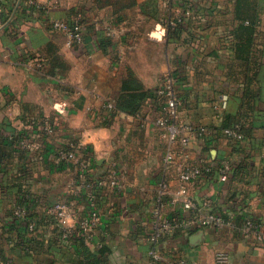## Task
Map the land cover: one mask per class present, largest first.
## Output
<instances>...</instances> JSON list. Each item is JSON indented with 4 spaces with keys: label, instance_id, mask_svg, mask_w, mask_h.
Here are the masks:
<instances>
[{
    "label": "crops",
    "instance_id": "crops-1",
    "mask_svg": "<svg viewBox=\"0 0 264 264\" xmlns=\"http://www.w3.org/2000/svg\"><path fill=\"white\" fill-rule=\"evenodd\" d=\"M36 1L44 11L0 0V130L17 136L0 163V261L86 264L93 255L98 264H154L155 247L159 264H216L219 251L228 264H264V239L242 230L249 216L264 232V0H198L173 38L156 30L164 7L177 8L175 0H135L122 15L114 14L115 0ZM79 11L86 19L84 43L70 46L51 24ZM95 22L98 29L112 25L116 48L98 46ZM128 66L147 89H157L168 72L178 80L181 122L207 129L192 136L184 154L162 136L155 123L160 103L152 97L136 115L114 111ZM235 124L240 140L223 134ZM72 144H82L77 154L87 168L59 157ZM170 151L176 157L167 163ZM185 154L212 168L191 185V198L203 213L216 212L228 223L178 228L154 246L156 208L163 204L161 216L169 220L188 215L182 201H172ZM224 162L231 167L227 181L217 176ZM113 168L120 170V189L110 183ZM21 188L43 230L44 248L32 254L16 243L26 231L14 214ZM60 200L83 216L100 211L93 239L59 236L49 246L55 240L51 207Z\"/></svg>",
    "mask_w": 264,
    "mask_h": 264
},
{
    "label": "built area",
    "instance_id": "built-area-1",
    "mask_svg": "<svg viewBox=\"0 0 264 264\" xmlns=\"http://www.w3.org/2000/svg\"><path fill=\"white\" fill-rule=\"evenodd\" d=\"M192 1V0H191ZM170 2V0H169ZM35 6H41L36 0H31ZM166 4H168L166 2ZM192 3H188L186 9L179 8V14H174V17L179 19H184V12L186 11L185 17L190 16ZM167 6V5H166ZM172 9V8H171ZM178 9V8H177ZM169 14V17H164L161 25L157 28L158 35L166 36L168 35L169 26H175V18ZM166 16V15H165ZM186 20V19H184ZM97 24V22H95ZM52 29L56 31H61L67 36V42L70 46L81 45L84 43L85 30H84V16L78 14L71 19H55L52 24ZM107 33L113 35L112 25L107 24ZM178 82L172 72H168L160 86L157 88V98L162 106L161 114L156 118L155 123L158 128L162 131V136L165 137L168 142L173 145L178 143L182 148L181 154L189 146L192 136L198 132L200 134L206 133V127H194L190 124L182 123L180 120V107L181 99L179 97ZM109 108H113V104L108 103ZM48 132H52L51 128H48ZM223 134L227 138H233L240 140L243 138V134L238 130L237 126L225 128ZM29 146V144H24ZM82 148V144H72L68 150H59V157L64 161H74L84 168L89 166V162L82 158L79 161L78 151ZM184 156V155H183ZM176 157V153L170 151L167 154L166 162L170 163ZM186 162L182 165V170L179 174V190L177 197H173L172 201H182L185 210L188 211V215L180 216L177 220H169L162 218L161 207L163 204L156 208L154 211L155 224L153 227V232L150 235V240L154 244L178 228H192V227H206V226H216L223 227L228 222L221 214L216 212L203 213L200 206L194 202L191 198V185L204 179L209 172L212 170L211 167L206 165H200L189 160V156L185 154ZM231 167L229 164L224 162L222 167L219 169L217 176L223 181H227L230 178ZM120 170L113 168L111 172V184L117 188H121L122 184L120 181ZM161 189L163 193H168L169 186L163 181L161 184ZM28 213V208L26 205L18 204L14 212L16 220L22 221ZM51 214L54 216L55 224L59 225L62 229L61 238L64 240H69L75 236L84 237L86 239H93L95 235V230L98 225L102 222V216L100 211L92 210L88 215H81L78 209H75L70 202L65 200H60L56 202L51 207ZM53 223V226L55 225ZM29 231L32 235H36L38 232V224L35 220L29 221L28 224ZM243 232L248 235L254 236L255 239L262 241L264 239V232L259 223L255 222L253 219L248 218L242 228ZM150 256L154 264H159V256L157 255L155 247L150 250ZM6 264H12V262H7ZM176 264H187L184 259H178ZM216 264H228V255L225 251H219L216 256Z\"/></svg>",
    "mask_w": 264,
    "mask_h": 264
},
{
    "label": "trees",
    "instance_id": "trees-1",
    "mask_svg": "<svg viewBox=\"0 0 264 264\" xmlns=\"http://www.w3.org/2000/svg\"><path fill=\"white\" fill-rule=\"evenodd\" d=\"M30 1L31 0H22L20 7L24 8V9L33 7L34 5L32 3H30ZM127 1H129V2L126 3L125 0H115L114 3L111 4V7L114 10V14L122 15L125 10L132 8L136 5L135 0H127ZM175 1L178 2V6H176V7L177 8H183V9H186L188 3H192V5L190 7V10L192 11L194 8L195 2H197L198 0H192V1L191 0H175ZM25 5H28V7H25ZM174 6H175V4L172 5V8H174ZM38 8L41 11H44L42 6H40ZM78 14H81L82 16H84V24H85V22H86L85 14L82 11H79V12H77V14L75 16H77ZM185 14H186V11L184 12V17H183L186 20L176 18V17H174V13H171V16H173L175 18L176 25L175 26H169L168 37L173 38L176 35H178L180 33V31H183L185 29V26L188 23L187 19L189 17V16L185 17ZM165 15L163 16V18L169 17V14H165ZM112 24H114V23H112ZM94 25L96 27L95 28L96 36H97L96 37V43L98 44V46L104 50L116 48L118 45V40L115 39L113 35H111V34L109 35L107 33L108 29L106 28V26H104L105 28L98 29L96 24H94ZM42 61H43V58H42ZM60 67H61L62 71H64V72L67 71V66H65L64 64H61ZM49 72H50V74L55 75V73L53 71H49ZM64 72L61 73V77H63ZM177 82H178V80H177ZM156 92H157V89H155V90L147 89L144 86L143 82L137 77V75L135 74L133 69L128 66L126 75L122 79V82H121L119 94H118L116 101H115L114 111L125 112V113H129L132 115H136L143 108V105L146 103L148 98L152 97L153 99H155V101L159 102L157 95H156ZM181 104H182V102H181ZM159 108L162 109V106L160 105ZM235 125H237L238 130L240 131V125L239 124H235ZM229 127H233V126H229ZM229 127H226V128H229ZM16 137L15 136L6 137L2 133V131L0 130V163L5 162V160L11 156V152H12L11 146L13 145L12 143H14L16 141ZM28 196H29V194H28V191L26 189L24 190L23 188H21L18 191V200H17L18 204L26 205V207L28 208V213H27V216L22 221L17 220L18 225L16 224V226H18V227L24 226V227H26V231L18 234V240L19 241H17L16 243L18 245H22L23 249H25L28 253H31L33 250L40 252L41 250H43L44 245H45L44 242L40 239L43 236V230H38L36 235L28 234L29 232L27 231L29 221L33 220V214L31 213L32 208H33V204H32V201L28 198ZM45 215L43 218L45 220H48L47 215L46 216ZM248 217H247V219H248ZM254 221L257 222L256 220H254ZM53 223L55 224V220L53 221ZM38 229H40V228L38 227ZM52 232L54 235L53 237H55V240L53 241L52 240L53 238H51L49 240L48 244H49V246H54V245L56 246V244L59 243L58 237L61 236L62 229L59 225L55 224ZM99 261L100 260L96 259L95 256L88 255L87 256V262H85V263L86 264H98ZM0 262H2L3 264L7 263V262H3V261H0Z\"/></svg>",
    "mask_w": 264,
    "mask_h": 264
},
{
    "label": "rangeland",
    "instance_id": "rangeland-1",
    "mask_svg": "<svg viewBox=\"0 0 264 264\" xmlns=\"http://www.w3.org/2000/svg\"><path fill=\"white\" fill-rule=\"evenodd\" d=\"M164 10H165V12H167V13H170V12H172V13H174L175 15L176 14H179V12H180V9L178 8H173V9H170V7L169 6H165L164 7ZM151 24V23H150ZM150 24H148L147 26H145V29H148L149 27H151V25ZM161 36V35H160ZM181 120V119H180Z\"/></svg>",
    "mask_w": 264,
    "mask_h": 264
}]
</instances>
